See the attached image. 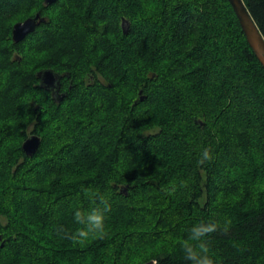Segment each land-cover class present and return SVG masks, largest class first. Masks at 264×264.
I'll return each instance as SVG.
<instances>
[{"label": "trees", "instance_id": "trees-1", "mask_svg": "<svg viewBox=\"0 0 264 264\" xmlns=\"http://www.w3.org/2000/svg\"><path fill=\"white\" fill-rule=\"evenodd\" d=\"M244 1L264 35V0ZM85 187L111 204L106 235L73 244L57 229L79 227ZM201 221L228 228L214 264H264V66L229 0H0V264H187Z\"/></svg>", "mask_w": 264, "mask_h": 264}, {"label": "clouds", "instance_id": "clouds-1", "mask_svg": "<svg viewBox=\"0 0 264 264\" xmlns=\"http://www.w3.org/2000/svg\"><path fill=\"white\" fill-rule=\"evenodd\" d=\"M213 160L210 148L205 147L200 153L198 164L204 165ZM83 195L92 202V207L84 208L77 205L73 209V221L79 227L74 230L60 227L57 234L70 240L73 244H83L89 239H102L106 235V214L111 210L108 198L98 189L91 187L82 188ZM227 231V225L222 226L218 222H199L193 225L186 238L179 241L187 264H214L210 255V240L213 233Z\"/></svg>", "mask_w": 264, "mask_h": 264}, {"label": "water", "instance_id": "water-1", "mask_svg": "<svg viewBox=\"0 0 264 264\" xmlns=\"http://www.w3.org/2000/svg\"><path fill=\"white\" fill-rule=\"evenodd\" d=\"M57 0H45L46 5H51L55 3ZM231 3L239 21L241 27L246 35V38L253 48L257 58L264 66V35L255 22L250 10L245 4L244 0H229ZM46 18L38 13L35 17L28 18L23 23H18L15 25L13 31V38L16 42L22 41L28 34L32 33L36 30L37 26L41 23L45 22ZM124 22V31L127 32V28H125ZM38 77L41 79V87L46 90H50L53 93L54 98L57 101H62L65 94L61 93V75H59L54 70H44L38 73ZM142 93V91H141ZM141 99H145V96H141ZM42 142V138L36 134H33L27 138V140L23 144V148L25 152L32 156L34 155ZM144 264H159L157 260H151Z\"/></svg>", "mask_w": 264, "mask_h": 264}, {"label": "bare ground", "instance_id": "bare-ground-1", "mask_svg": "<svg viewBox=\"0 0 264 264\" xmlns=\"http://www.w3.org/2000/svg\"><path fill=\"white\" fill-rule=\"evenodd\" d=\"M57 1H58V0H57ZM57 1H56V2H57ZM56 2H55V3H56ZM53 4H54V3H53ZM44 5L47 7V6H51L52 4H51V5H46V4H45V0H44ZM38 13H40V12H38ZM38 13H36L34 16H31V17H28V18L35 17ZM41 15H42V14H41ZM42 16H43V15H42ZM43 17H45V16H43ZM28 18H27V19H28ZM45 18H46V17H45ZM27 19H25L24 21L18 22V23H23V22H25ZM45 22H46V21H45ZM18 23H16V24H18ZM16 24H15V25H16ZM125 26H126V27L128 26V24L126 25V22H125ZM37 27H38V26H37ZM123 27H124V23H123ZM14 28H15V26H14ZM13 31H14V29H13ZM28 35H29V34H28ZM26 37H27V36H26ZM26 37H25V38H26ZM25 38H24V39H25ZM13 39H14V38H13ZM24 39H23V40H24ZM45 70H49V69H45ZM51 70H53V69H51ZM42 71H44V70H42ZM40 72H41V71H40ZM40 81H41V79H40ZM40 84H41V83H40ZM52 95H53V94H52ZM65 95H66V93H65ZM53 97H54V96H53Z\"/></svg>", "mask_w": 264, "mask_h": 264}, {"label": "rangeland", "instance_id": "rangeland-1", "mask_svg": "<svg viewBox=\"0 0 264 264\" xmlns=\"http://www.w3.org/2000/svg\"><path fill=\"white\" fill-rule=\"evenodd\" d=\"M16 54H15V56L17 55H21V53H19V52H15ZM14 55V54H13ZM87 79V77L85 78V80ZM91 81V79H88V80H86V85L89 83ZM141 95H142V93H140ZM237 112V111H236ZM242 116H243V114H242ZM241 116V117H242ZM237 117H238V114H237ZM240 120H241V118H240ZM33 130V128H30V130H29V134L31 135L32 134V131ZM2 220L3 221H5L6 220V217H2Z\"/></svg>", "mask_w": 264, "mask_h": 264}, {"label": "flooded vegetation", "instance_id": "flooded-vegetation-1", "mask_svg": "<svg viewBox=\"0 0 264 264\" xmlns=\"http://www.w3.org/2000/svg\"><path fill=\"white\" fill-rule=\"evenodd\" d=\"M52 92V91H51ZM61 93H63V94H65V91H64V89H63V86H62V88H61ZM53 94V93H52Z\"/></svg>", "mask_w": 264, "mask_h": 264}]
</instances>
